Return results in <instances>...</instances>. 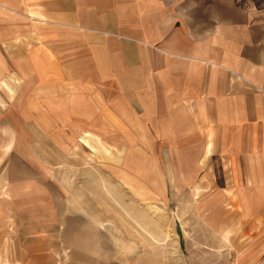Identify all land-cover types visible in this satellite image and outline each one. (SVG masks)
Segmentation results:
<instances>
[{
	"label": "crops",
	"instance_id": "1",
	"mask_svg": "<svg viewBox=\"0 0 264 264\" xmlns=\"http://www.w3.org/2000/svg\"><path fill=\"white\" fill-rule=\"evenodd\" d=\"M72 138L90 176L67 195ZM99 152L128 154L137 191L155 155L180 226L264 264V0H0V264H119Z\"/></svg>",
	"mask_w": 264,
	"mask_h": 264
},
{
	"label": "rangeland",
	"instance_id": "2",
	"mask_svg": "<svg viewBox=\"0 0 264 264\" xmlns=\"http://www.w3.org/2000/svg\"><path fill=\"white\" fill-rule=\"evenodd\" d=\"M87 141L89 142V139ZM87 141L83 139L81 142L76 138L67 139L66 165L70 166L73 171V167L76 164L81 165L82 168L79 172L83 174L78 177V171L75 170L77 174L74 173L73 176L71 175V184H67L66 186L67 195L79 194L78 185L77 190H75V182L81 183L85 178L90 176L89 172L85 170L87 168L84 167L88 165L87 163H89L91 157L89 150L85 146H90ZM97 141L98 144L102 143L105 145L109 139L103 138L97 139ZM119 142H121V139H110L109 144L115 147L112 149L117 150L120 147ZM114 152L117 153L116 151ZM102 155L104 154L99 152L96 154L97 158H92L100 166L98 169L99 176L107 177V172L104 171L106 166H108V178L113 176V183L108 187L110 193L114 196L113 207H109V202L104 208L113 210L115 214L113 222L116 224H114V240L117 242L116 245H123L124 248V251L119 248H115L112 251L115 261L119 264H222L220 262L221 258L218 255L222 257L224 255L223 252L222 254H218L217 249L215 251L204 249L201 242L195 240L197 233L192 231L194 228V225H191L193 221L187 224L191 226H186L184 223L180 226V223L174 217L176 203H171L168 195L166 198L165 195L160 196L153 191L150 183L153 181L152 177L154 176V171H156L154 166L158 164L157 161L155 163L153 162L155 155H140L145 165V169L142 167L140 171V174L145 176L143 178L141 177V180L145 183L144 186H140L142 188L141 191H137L138 185L124 184L128 183L127 178H129V183H137L138 180L136 178L139 176L136 169L130 168V174L128 170H125L124 165L129 157L128 154H124V156L114 154L113 161H109L113 164L106 162L107 160ZM161 156L164 159L162 163L167 166L164 172L167 176H170L171 170L168 168L170 164L169 155ZM132 157L134 158L135 156ZM148 157H152L150 161H148ZM112 170L113 175H110ZM66 173L68 174V172ZM173 176H180V171H173ZM56 177L57 171L52 170L50 172V179L55 180ZM67 177L69 178L68 175ZM165 188L168 190L169 187ZM126 196L129 197V201L126 200ZM118 199L124 200L122 206L120 202L118 203ZM86 204L88 205V203ZM178 204L180 205L181 203ZM86 208L93 207L87 206ZM67 209H69V203H67ZM121 209L127 212L123 218L120 215ZM121 221L124 228L122 234L121 232L119 233ZM137 222L140 224L139 232H136ZM217 245L215 242V246ZM229 258L230 260L232 259L231 257ZM225 260L226 263L229 261V259H223V261Z\"/></svg>",
	"mask_w": 264,
	"mask_h": 264
}]
</instances>
